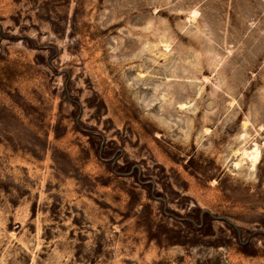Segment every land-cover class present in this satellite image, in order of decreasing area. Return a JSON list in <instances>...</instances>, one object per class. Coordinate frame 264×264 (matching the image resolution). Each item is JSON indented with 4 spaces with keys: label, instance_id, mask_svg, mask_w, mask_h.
<instances>
[{
    "label": "rangeland",
    "instance_id": "374dc122",
    "mask_svg": "<svg viewBox=\"0 0 264 264\" xmlns=\"http://www.w3.org/2000/svg\"><path fill=\"white\" fill-rule=\"evenodd\" d=\"M0 264H264V0H0Z\"/></svg>",
    "mask_w": 264,
    "mask_h": 264
},
{
    "label": "bare ground",
    "instance_id": "6f19581e",
    "mask_svg": "<svg viewBox=\"0 0 264 264\" xmlns=\"http://www.w3.org/2000/svg\"><path fill=\"white\" fill-rule=\"evenodd\" d=\"M244 125H246V123H244ZM260 155H261V152H260V149L257 145H255V147H253V149H251V150L243 149V151H242V156L250 159L251 165H252L251 167H253V168L258 163V161L260 159ZM239 163L240 162H237L236 165H238Z\"/></svg>",
    "mask_w": 264,
    "mask_h": 264
}]
</instances>
